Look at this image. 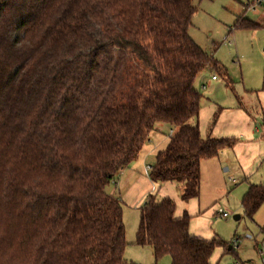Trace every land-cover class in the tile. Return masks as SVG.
<instances>
[{
	"label": "trees",
	"instance_id": "obj_1",
	"mask_svg": "<svg viewBox=\"0 0 264 264\" xmlns=\"http://www.w3.org/2000/svg\"><path fill=\"white\" fill-rule=\"evenodd\" d=\"M194 11L192 0H0V264H123L122 206L106 188L156 124L171 131L149 178L198 198L201 162L234 140L197 125L194 83L217 62L189 36ZM154 197L135 243L156 260L213 264L226 250ZM263 202L264 183L241 206L252 220Z\"/></svg>",
	"mask_w": 264,
	"mask_h": 264
},
{
	"label": "rangeland",
	"instance_id": "obj_2",
	"mask_svg": "<svg viewBox=\"0 0 264 264\" xmlns=\"http://www.w3.org/2000/svg\"><path fill=\"white\" fill-rule=\"evenodd\" d=\"M192 1L195 11L188 30L189 36L217 62L213 66H206L195 80L194 88L201 94V103L209 100L229 108L239 102L244 104L248 114L255 120V138H261L258 142L263 150L264 0L254 5V0ZM241 18L255 26L239 28L236 23ZM116 52L117 49L113 48V53ZM161 132L168 135L170 126L162 124ZM250 156L251 150L244 146L235 153L224 149L219 156L220 167L218 165L215 168L214 160H203L200 164L198 200H194L193 204L190 201L186 205L184 203V208L191 212L188 211L191 214L189 227L191 224L192 229L208 240L216 238L226 244L225 251L222 246L214 248L211 255L213 264H233L238 258L261 264L259 251L264 252L261 245L263 236L241 206L247 182L239 179L238 165L247 163ZM232 179L236 181L235 184H232ZM113 183L111 181L109 186ZM158 185L155 187L158 188ZM157 193L154 191L150 195L159 201L162 198ZM143 204L139 209L122 205L127 243L122 256L123 264H171L169 255L156 260L149 246L135 243L139 220L137 211ZM218 210L226 212L228 216L221 217ZM233 215H239V219L234 220ZM236 238L238 249L228 250Z\"/></svg>",
	"mask_w": 264,
	"mask_h": 264
},
{
	"label": "crops",
	"instance_id": "obj_3",
	"mask_svg": "<svg viewBox=\"0 0 264 264\" xmlns=\"http://www.w3.org/2000/svg\"><path fill=\"white\" fill-rule=\"evenodd\" d=\"M250 24L255 26L252 22H250ZM216 113H218L217 119L212 123V118ZM197 125L202 138L213 137L234 140L231 147L221 149L217 157L210 159L214 160L215 168H217L218 165L220 167L219 156L224 149H228L229 152L234 151L235 153L238 152V149L246 146V148L251 150L249 161L247 163L241 162L242 165H238L239 179L247 182L244 194L251 185H260L264 183V149L262 150L260 143L258 142L261 138L258 140L255 138V132L257 131L255 120L248 114L244 104L239 102V104L229 108L209 100L202 103L200 101ZM161 129L162 124H156L155 131L143 145L137 159L117 173L113 180V185H108L106 191L119 198L121 206L128 205L130 208L138 209L150 194L157 191L158 197L169 198L174 202V218H181L186 212L191 221V212L184 208V203L186 205L190 201L191 204H193L194 200L196 201L198 198L183 202L181 200V187L176 182L168 181L159 183L158 185V183L153 182L149 178V171L155 162V154L159 149H162L165 146L168 140L169 134L166 135V137L165 134L161 132ZM151 143L153 144L152 147H150ZM224 170L226 171L227 169L225 168ZM235 183L236 181L232 179V184ZM155 185H158V188H156ZM137 212L139 214V210ZM252 221L263 236V239L261 240L263 248L264 202L254 213ZM189 232L194 237L208 240L192 229L191 224ZM237 261L250 263L248 261H241L239 258Z\"/></svg>",
	"mask_w": 264,
	"mask_h": 264
},
{
	"label": "built area",
	"instance_id": "obj_4",
	"mask_svg": "<svg viewBox=\"0 0 264 264\" xmlns=\"http://www.w3.org/2000/svg\"><path fill=\"white\" fill-rule=\"evenodd\" d=\"M263 0H254L253 1V5L254 4H260ZM216 77L215 76H212V79H215ZM221 217L225 218L227 217V213L224 212V211H221V210H218L217 212ZM249 237V236H248ZM232 249H238L239 247V243H238V239H234L232 242H231V246H230ZM259 258H260V263L261 264H264V252L263 251H259ZM233 264H252V263H243V262H239V261H235Z\"/></svg>",
	"mask_w": 264,
	"mask_h": 264
},
{
	"label": "water",
	"instance_id": "obj_5",
	"mask_svg": "<svg viewBox=\"0 0 264 264\" xmlns=\"http://www.w3.org/2000/svg\"><path fill=\"white\" fill-rule=\"evenodd\" d=\"M233 219L234 220H238L239 219V215H233Z\"/></svg>",
	"mask_w": 264,
	"mask_h": 264
}]
</instances>
